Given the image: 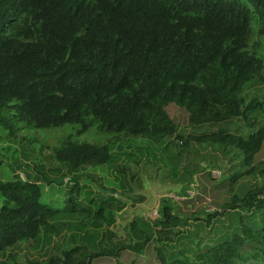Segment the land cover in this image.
<instances>
[{"label": "trees", "instance_id": "1", "mask_svg": "<svg viewBox=\"0 0 264 264\" xmlns=\"http://www.w3.org/2000/svg\"><path fill=\"white\" fill-rule=\"evenodd\" d=\"M257 36L264 0H0V127L16 140L77 126L54 148L56 168L36 164V181L18 172L0 180V264H264V99H247L264 72ZM94 128L148 146L115 152L111 140L82 139ZM192 143L241 159L217 186L232 195L221 211L236 213L237 228L196 261L182 250L167 255L161 235L178 217L166 199L156 230L134 220L128 239L115 234L117 214L145 202L135 194L144 173L165 170L155 153ZM181 154H171L166 178ZM100 167L115 175L112 186ZM68 178L63 205L45 203L42 181L63 188ZM20 244L41 256L7 254Z\"/></svg>", "mask_w": 264, "mask_h": 264}, {"label": "rangeland", "instance_id": "2", "mask_svg": "<svg viewBox=\"0 0 264 264\" xmlns=\"http://www.w3.org/2000/svg\"><path fill=\"white\" fill-rule=\"evenodd\" d=\"M255 43L257 44L254 50L255 54L264 61V37L257 36ZM255 97L264 99V72L262 79L253 83L247 91L248 101ZM252 115L258 116L259 114L254 112ZM259 119L264 122V115H259ZM239 124L242 125L241 122ZM76 128L77 126H68L49 131H23L18 134V139L15 140L9 139L7 132L0 127V180L3 182L10 181L15 172H18L24 181H27L29 177L36 181L35 178L38 176L36 164L46 167L47 172L56 168L59 163L55 158L54 148L65 136L76 133ZM244 131L246 130L244 129ZM194 133L193 130H190V134ZM28 138H36L38 141L31 142ZM82 139L91 143L111 140L114 143L112 146L115 152H120L119 149L122 146L124 152H135L137 147L148 146L146 141L127 139L123 135H104L96 128L86 133ZM151 152H154L152 148L149 150V155ZM180 152L182 154L176 166L177 174L172 173L170 178H166L167 170L171 169L170 157ZM150 157L154 160L152 156ZM145 160L143 158V163ZM155 160L164 166L165 170L158 174L154 167H151L144 173L142 177L143 186L141 189L135 188V194L145 197V202L135 206L130 205L126 210L118 213L117 222L112 227V231L126 240L129 238V232H131L129 225L134 220H138L139 224H142V221L148 222L151 229L156 230L154 223L161 219L159 213L161 205L164 200L171 199L173 200L172 206L175 209V215L178 217V224L161 235L165 242L164 252L167 255L173 253L178 256L179 250H182L187 253L192 261H196V254L206 251L223 234L237 228L236 224L231 226L232 220L236 219V213L230 211L225 214L221 211L224 201L232 195L227 194V189L218 191L217 186L225 182L231 172L239 170L238 166L241 159L224 155L217 147L192 143L189 147L176 146L172 153H164V151L158 150L155 153ZM259 161L264 167V152ZM96 171L107 186H112L115 175H107L105 167H100ZM209 173L211 174L210 177L208 176ZM50 177L58 179L59 175L54 173L50 174ZM258 182H264V178L259 179ZM42 183L44 202L57 208L61 207L65 199L66 189L71 184L70 179H66L63 188L58 185H47L44 181ZM87 192L90 196L98 195L96 190L90 188L87 189ZM238 192L239 188L237 187L234 193ZM3 204L4 200L0 197V207ZM215 213L218 215L209 217V214ZM144 231L150 232L148 228H144ZM178 232L181 234L175 235ZM155 236L153 246L159 247L157 242L159 234L156 233ZM168 238L172 239L173 242H169ZM251 249L252 245L247 244L242 252L247 253ZM7 254L16 255L17 260L21 262L41 256L40 252L32 250L29 244H20L18 247L10 249ZM0 257L2 256L0 255Z\"/></svg>", "mask_w": 264, "mask_h": 264}]
</instances>
